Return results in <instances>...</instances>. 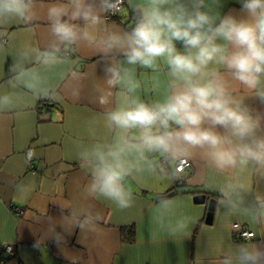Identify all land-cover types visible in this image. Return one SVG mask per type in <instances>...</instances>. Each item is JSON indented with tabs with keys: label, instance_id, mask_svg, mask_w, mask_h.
I'll return each mask as SVG.
<instances>
[{
	"label": "crops",
	"instance_id": "1",
	"mask_svg": "<svg viewBox=\"0 0 264 264\" xmlns=\"http://www.w3.org/2000/svg\"><path fill=\"white\" fill-rule=\"evenodd\" d=\"M125 1L127 6L118 17H104V29L127 31L124 26L131 19L132 8ZM54 2L38 0L36 22L30 26L16 24L0 31V97L11 96L10 105L0 110V264H72L71 260L75 264H216L234 245L244 243L232 236L231 226L236 222L255 233L254 243L264 242V216L257 214L256 221L252 218L255 193H264V177L251 168L219 171L195 155L189 160L191 176L175 187L174 174H166L159 165L165 156L146 152V162L140 163L144 170L125 180L132 192L129 208L119 209L111 201L86 196L90 173L81 165L80 153L97 142L112 143L116 134L106 127L104 113L136 98L149 104L162 100L168 68L163 60L158 61L159 71L126 65L132 80L139 83L129 92L127 84L109 88L104 72L106 65L123 58L101 55L85 43L74 46L75 50L62 49L63 62L54 67L26 59L22 53L29 45L42 49L51 40L46 10ZM221 5L213 6L212 11L242 14L237 0H221ZM177 48L183 51L179 43ZM13 65L35 69L39 73L35 86L25 87L27 76L15 80L16 73L10 71ZM220 71L237 98L264 112V104L253 91L233 80L225 69ZM10 79L15 86L8 83ZM101 95L108 97L105 105L99 103ZM43 102L49 108L39 110ZM230 184L244 185L239 196L222 194V189L229 191ZM172 191L173 196L155 201ZM197 194L206 195L205 203H194ZM209 200L215 201L213 218L211 224H205ZM79 207L99 214L98 230L63 233V242L57 244L50 227L55 225L57 232H63L62 215ZM15 208L21 212L17 214ZM182 219L187 227L173 235ZM132 225L135 241L127 244L123 228ZM6 245L14 246V256L3 252Z\"/></svg>",
	"mask_w": 264,
	"mask_h": 264
},
{
	"label": "clouds",
	"instance_id": "2",
	"mask_svg": "<svg viewBox=\"0 0 264 264\" xmlns=\"http://www.w3.org/2000/svg\"><path fill=\"white\" fill-rule=\"evenodd\" d=\"M241 15H220L212 7L221 0H140L133 3V26L128 31L102 27L106 15L121 13L125 0H56L46 10L51 40L44 48L29 45L22 55L45 68L62 63V49L85 43L101 55L118 54L122 60L104 68L109 88L127 84L133 92L139 83L131 78L128 66L159 71L158 61L168 68V82L162 100L146 103L138 98L127 106L104 113L106 127L115 131L112 143L97 142L80 153V163L90 173L85 185L87 197L103 198L119 209L132 205V192L125 180L144 169L145 153L161 154L183 165L199 155L219 171L252 169L264 177V112L246 105L220 69L254 92L264 104V0H237ZM38 0H0V31L30 26L36 22ZM177 43L183 46L178 50ZM15 80H24L32 88L39 79L35 69L13 65ZM8 83L15 86L13 79ZM11 96L0 97V110L10 105ZM99 103H108L101 95ZM129 157H133L129 159ZM182 171V167L177 169ZM242 184H230L229 191L239 196ZM223 203V201H220ZM257 214L264 216V193H255ZM99 214L88 207L73 208L62 215L59 224L49 231L57 244L63 233L78 229L94 233L100 224ZM182 219L173 235L183 231ZM255 233L244 243L218 258L216 264H264V242H253ZM38 246V245H37ZM70 259V258H69ZM75 264L74 260H71Z\"/></svg>",
	"mask_w": 264,
	"mask_h": 264
},
{
	"label": "built area",
	"instance_id": "3",
	"mask_svg": "<svg viewBox=\"0 0 264 264\" xmlns=\"http://www.w3.org/2000/svg\"><path fill=\"white\" fill-rule=\"evenodd\" d=\"M127 6V3L125 1L124 5H123V10L125 9V7ZM122 10V11H123ZM120 15V13L116 14V15H106V18L108 20H113L116 17H118ZM133 26V22H131L130 24H125V29L128 31L131 29V27ZM49 108V104L47 102H43L39 105V110H44ZM159 165L162 168L163 172H165L166 174H174V185L175 187H179L182 186L186 183V181L188 180V178L191 176L192 171H193V167H192V162L188 161L187 163L183 164V165H179V163H174L172 162V170L170 168V160L166 157H162L159 161ZM182 167V171H178V168ZM16 213H20L21 210L20 208H15ZM232 229V236L235 240H243L244 241V237L249 236L251 233H254L253 231L249 230L246 226H244L243 224L236 222L233 223L231 226ZM3 252L6 254L7 257H12L15 255V248L13 245H6L3 247Z\"/></svg>",
	"mask_w": 264,
	"mask_h": 264
},
{
	"label": "water",
	"instance_id": "4",
	"mask_svg": "<svg viewBox=\"0 0 264 264\" xmlns=\"http://www.w3.org/2000/svg\"><path fill=\"white\" fill-rule=\"evenodd\" d=\"M174 194H175V192L172 191V192H169V193H167L165 195L158 196V197H156L155 201L158 202V201L167 199V198L173 196ZM193 201L196 204H203L206 201V195L205 194H197V195H195L193 197ZM214 205H215V201L214 200H209L208 201V207H207V211L208 212H207L206 217L204 219V223L205 224H211V222H212Z\"/></svg>",
	"mask_w": 264,
	"mask_h": 264
},
{
	"label": "trees",
	"instance_id": "5",
	"mask_svg": "<svg viewBox=\"0 0 264 264\" xmlns=\"http://www.w3.org/2000/svg\"><path fill=\"white\" fill-rule=\"evenodd\" d=\"M130 20L127 21L125 24H130L131 22H133V14L130 13ZM135 227L132 225V226H129V227H125L123 228V241L127 244H132L134 241H135ZM195 234H196V230L193 234V238L195 237Z\"/></svg>",
	"mask_w": 264,
	"mask_h": 264
},
{
	"label": "rangeland",
	"instance_id": "6",
	"mask_svg": "<svg viewBox=\"0 0 264 264\" xmlns=\"http://www.w3.org/2000/svg\"><path fill=\"white\" fill-rule=\"evenodd\" d=\"M173 171V170H172ZM170 180H171V177H170Z\"/></svg>",
	"mask_w": 264,
	"mask_h": 264
}]
</instances>
